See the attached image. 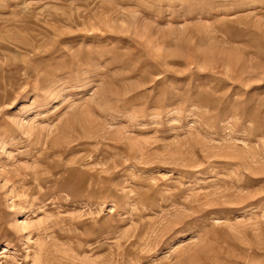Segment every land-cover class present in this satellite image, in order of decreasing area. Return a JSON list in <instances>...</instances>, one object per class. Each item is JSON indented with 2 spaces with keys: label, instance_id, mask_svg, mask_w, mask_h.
<instances>
[{
  "label": "rangeland",
  "instance_id": "374dc122",
  "mask_svg": "<svg viewBox=\"0 0 264 264\" xmlns=\"http://www.w3.org/2000/svg\"><path fill=\"white\" fill-rule=\"evenodd\" d=\"M0 264H264V0H0Z\"/></svg>",
  "mask_w": 264,
  "mask_h": 264
}]
</instances>
